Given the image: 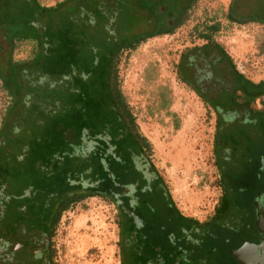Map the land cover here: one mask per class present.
Wrapping results in <instances>:
<instances>
[{
  "label": "rangeland",
  "instance_id": "374dc122",
  "mask_svg": "<svg viewBox=\"0 0 264 264\" xmlns=\"http://www.w3.org/2000/svg\"><path fill=\"white\" fill-rule=\"evenodd\" d=\"M26 1L0 0V133L4 127L0 148H5L4 160L12 165L17 161L21 143L46 144L45 153L59 156L64 153L58 149H65L74 141L76 133L98 131L113 118L104 75L101 77L105 48L99 40L103 34H89L88 29L93 26L91 20L104 21L111 8L121 11L125 6L128 11L127 4L134 0H36L40 6L56 11V20L44 23L48 29L38 31L29 27V33L34 30L42 34L44 48L49 45L37 56V40L11 39L22 28L26 32V24L33 20L22 14ZM119 15L116 27L123 21ZM214 19L220 22V30L212 34V40L224 49L236 70L254 84L253 94L247 95L246 101H253L259 108L248 116L252 118L250 123L236 125L232 129L235 133H218L216 139L221 137L233 147L240 142L249 148L243 151V158L248 156L253 162L258 155L264 156V0H195L171 33L155 35L134 48H125L117 65L120 91L138 131L149 142V158L178 210L199 222L212 213L222 193L214 150L216 116L181 77L179 66L186 51L202 47L198 31ZM135 26L133 20L126 19L129 34L134 33ZM59 27L63 29L56 31ZM137 27L141 33L145 31L144 26ZM64 30L68 34H57ZM50 52L58 54L56 64L49 58ZM33 57L40 76L33 72L31 79V68L26 65L20 71L9 66V60L31 64ZM9 79L19 82L15 95L16 101H20L17 110H22L19 117L20 113L14 111L17 116L8 118L11 96L3 82ZM12 127L20 129L13 132ZM242 163H238V168ZM233 165L224 163L225 174L236 173ZM53 170L62 171V167L54 166L50 171ZM117 218L113 205L99 197L71 205L62 214L52 237L54 264H120ZM250 223L247 219L229 229L207 227L206 235L201 237L202 256L223 264V239H230L234 246L239 231L251 238L246 231ZM179 237L180 232L175 231L171 239ZM159 244L162 253L170 250L166 239H160ZM178 244L184 249L181 258L183 253L190 259L198 257L189 254L185 243Z\"/></svg>",
  "mask_w": 264,
  "mask_h": 264
},
{
  "label": "flooded vegetation",
  "instance_id": "af4514ba",
  "mask_svg": "<svg viewBox=\"0 0 264 264\" xmlns=\"http://www.w3.org/2000/svg\"><path fill=\"white\" fill-rule=\"evenodd\" d=\"M185 1V4L189 1L190 5L193 0ZM180 3L183 0H134L127 4L128 11L125 6L121 11L111 8L104 21L96 23V20H91L94 23L93 28L88 29L89 34H103L99 40L105 48L101 77L104 75L105 93L113 113L110 122L98 131L89 129L76 133L74 141L69 142L65 149H58L64 153L59 156L45 153L46 144L31 146L21 143L22 150L16 155L15 165H12L4 160L5 148H0V264H54L52 237L62 214L71 205L94 197L108 201L115 208L120 264H217L210 261L207 250L205 253L209 259L202 256L201 237L206 235L205 229L212 225L229 229L238 221L247 219L251 223L246 231L252 237L236 232L234 246L230 245V239H223L226 256L223 264H264V156L260 158L258 155L253 161L258 165V182L257 179L246 181L240 186L241 191L230 195L226 187L224 163L231 162L236 168L241 161L242 164L247 163L250 158H243V151H249V148L240 142L235 148L221 137L216 139L218 133H235L232 129L236 125L250 123L252 118L248 116L259 109L253 101H246V96L253 94L254 85L249 86L243 81L244 76L236 70L224 49L212 40V35L199 36L203 40L202 47L186 51L179 66L181 77L216 116L214 150L222 193L205 220L199 222L178 211L147 150L140 147L134 138L137 132L127 116L126 109L130 112L131 109L120 91L115 58L148 34H169L160 32L175 25L177 12L181 11ZM55 12L54 9L38 10L28 24L38 31L39 28L48 29L44 23L56 20ZM119 14L123 21L116 27L114 23L116 18L120 19ZM126 19L134 21V33L129 34ZM137 25L144 26L145 31H138ZM62 29L59 27L56 31ZM13 38L37 40L40 49L35 56L41 49L49 48V45L43 47V36L36 32L12 34ZM54 54L50 52L49 58L56 64L58 54ZM34 57L31 64L9 60V66L18 70L28 66L32 79L33 72L40 76ZM3 83L11 96L8 118L15 113H20L19 117L22 114V110L18 111L16 107L20 102L16 101L19 82L9 79ZM18 130L12 127L13 132ZM3 133L4 127L0 137ZM52 164L59 169L62 167V171H50L54 167H50ZM163 220L166 223L162 224ZM175 231L180 232L177 240L171 239ZM160 239H166L170 250L162 253ZM177 242L185 243L189 246V254L198 257L190 259L187 253H183L181 258L184 249Z\"/></svg>",
  "mask_w": 264,
  "mask_h": 264
},
{
  "label": "trees",
  "instance_id": "16d2710c",
  "mask_svg": "<svg viewBox=\"0 0 264 264\" xmlns=\"http://www.w3.org/2000/svg\"><path fill=\"white\" fill-rule=\"evenodd\" d=\"M182 1V0H181ZM185 0H183V3H180V7H181V11L180 12H177L179 15H178V18H177V21L175 23V25L169 29V30H161L160 33H166V32H172L173 29L177 26H179L182 22V20L184 19V16L186 14V11L189 9V1L185 4ZM52 9H55V8H47V7H43V6H40L39 3L36 1V0H27L26 1V4H24L23 6V10H22V14H24V17L26 16L27 18L31 16H33L34 14H36V12L38 10H52ZM65 15V14H64ZM219 23H214L210 26H208V30H211L213 32H216L217 30H219ZM27 28H26V32L25 30L22 28V30H19L18 32H16V34H34V30H30V33H29V27L32 28L29 24H26ZM33 29V28H32ZM67 31V30H64V32ZM15 34H13L14 36ZM157 34L153 33V34H148L146 36H144L143 38L137 40L134 45H132L131 48H134L138 43H140L141 41H143L144 39L146 38H149V37H152V36H155ZM201 35H204V34H201ZM211 34H208V36H210ZM221 47V46H219ZM222 48V47H221ZM228 56V55H227ZM229 57V56H228ZM119 60V57L117 56L115 58V65L116 63L118 62ZM244 82H246L249 86H252L254 85L252 82H250L248 79H245L244 77L242 78ZM126 105V104H125ZM127 111V116L129 118V121L131 122V124L133 125L134 129L136 130V134H134V138L136 139V141L139 143L140 147H144L147 152L150 150V146H149V142L147 141V139L138 131V127L135 123V118L134 116L131 114V112L129 111V109H126ZM257 167L258 165L256 163H253L251 161H247V163L245 164H242V166H240L239 168L237 167H234V169H236V173H234L233 175H227L226 174V177L227 180H228V184H227V191L230 192V195H232L234 192H239L241 191L242 189L240 188V186H242L243 184H245V182L249 181V180H252V179H257ZM233 169V170H234ZM231 180H233V182H238L237 185L234 184V183H231ZM257 182H258V179H257ZM259 184V183H258ZM238 189H237V187ZM258 188H259V185H257ZM261 188H262V185H261Z\"/></svg>",
  "mask_w": 264,
  "mask_h": 264
},
{
  "label": "crops",
  "instance_id": "0c3cea01",
  "mask_svg": "<svg viewBox=\"0 0 264 264\" xmlns=\"http://www.w3.org/2000/svg\"><path fill=\"white\" fill-rule=\"evenodd\" d=\"M194 2H195V0H193L192 1V3L189 5V10H190V7L194 4ZM188 11V10H187ZM186 11V12H187ZM231 16V15H230ZM233 17L234 16H232V17H229V19H233ZM236 19V18H235ZM214 23H219L220 24V22L218 21V20H216V19H214V20H212V21H210L209 22V24H204V26L202 27V29L200 30V31H198V34H199V36H203L204 37V35L205 34H215V33H217L219 30H220V25H219V30H217L216 32H213V31H211V30H208V26H210V25H212V24H214ZM201 34H204V35H201ZM210 35V36H211ZM208 36V35H207ZM212 41V40H211ZM176 206V205H175ZM177 208V207H176ZM178 209V208H177ZM179 211V210H178ZM180 212V211H179ZM181 213V212H180ZM182 214V213H181ZM183 216H185L184 214H182ZM185 217H189V216H185ZM190 218V217H189Z\"/></svg>",
  "mask_w": 264,
  "mask_h": 264
},
{
  "label": "water",
  "instance_id": "95a60500",
  "mask_svg": "<svg viewBox=\"0 0 264 264\" xmlns=\"http://www.w3.org/2000/svg\"><path fill=\"white\" fill-rule=\"evenodd\" d=\"M255 203H256V205H258V203H257V202H255ZM233 255H234L236 258H237V254H235V253H234Z\"/></svg>",
  "mask_w": 264,
  "mask_h": 264
}]
</instances>
